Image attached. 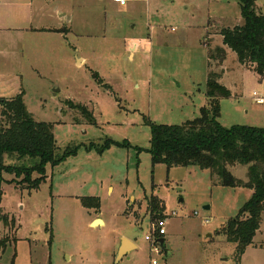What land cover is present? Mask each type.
<instances>
[{"label": "rangeland", "instance_id": "374dc122", "mask_svg": "<svg viewBox=\"0 0 264 264\" xmlns=\"http://www.w3.org/2000/svg\"><path fill=\"white\" fill-rule=\"evenodd\" d=\"M256 4L264 15V0ZM241 24L237 0H0V100L22 94L32 119L52 125L60 153L77 147L46 166L37 190L2 185L0 241L17 240L0 264H264V215L239 258L223 232L252 192L222 187L196 167L152 165L145 124L198 117L211 71L224 72L233 94L220 101L221 126L264 128V104L253 101V93L264 98V81L216 52L227 51L220 30ZM106 140L125 145L99 152ZM232 174L246 180L244 168ZM152 197L164 204L161 218L148 209ZM162 219L156 256L145 236ZM121 239L136 249L116 261Z\"/></svg>", "mask_w": 264, "mask_h": 264}, {"label": "trees", "instance_id": "16d2710c", "mask_svg": "<svg viewBox=\"0 0 264 264\" xmlns=\"http://www.w3.org/2000/svg\"><path fill=\"white\" fill-rule=\"evenodd\" d=\"M237 3L242 24L221 29L219 36L223 46L235 54L238 63L248 66L263 82L264 15L259 11L256 0H237ZM216 52L219 60L224 61V49L217 48ZM220 77L215 72H207L206 103L195 119L181 125L145 121L150 130L148 153L152 165L196 167L208 171L222 187L245 188L252 192L237 216L230 219L223 229L226 240L236 244V257L239 258L253 244L264 215V128L221 126L218 121L220 101L230 99L231 92L219 83ZM74 107L87 116L89 124L94 123L92 114L85 107ZM113 145L124 147L125 144L106 140L99 152ZM76 152L77 147L59 152L52 125L32 119L22 94L0 100V194L4 183L25 184L29 190H37L45 182L47 165L54 168ZM239 167L246 169L245 181L232 174V169ZM6 174L12 180L6 181ZM92 206L98 208L96 199H92ZM148 209L152 218L158 219L163 216L164 204L157 197H152ZM0 220L4 221L5 217L1 216ZM16 240L0 241V258L7 245H15ZM13 260L14 257L11 264Z\"/></svg>", "mask_w": 264, "mask_h": 264}, {"label": "built area", "instance_id": "2783aa9c", "mask_svg": "<svg viewBox=\"0 0 264 264\" xmlns=\"http://www.w3.org/2000/svg\"><path fill=\"white\" fill-rule=\"evenodd\" d=\"M114 3H118L119 5L123 6L125 4V0H113ZM135 47V45H134ZM253 101L257 105L264 104V98L257 96L256 93H253ZM149 234L145 236V241L150 246V253L158 256L162 255V250L160 247L159 241L164 239L166 232H165V219L151 221L150 224L147 226ZM149 264H157L155 259H150Z\"/></svg>", "mask_w": 264, "mask_h": 264}, {"label": "water", "instance_id": "95a60500", "mask_svg": "<svg viewBox=\"0 0 264 264\" xmlns=\"http://www.w3.org/2000/svg\"><path fill=\"white\" fill-rule=\"evenodd\" d=\"M204 209L207 210L208 208H204ZM101 224H102V221L100 219H96L91 225H101ZM159 243H160L161 250H163L164 239H161ZM135 249L136 247L130 241L126 239H121V246L117 252L116 261L121 260L124 256H126L127 254H129L131 251Z\"/></svg>", "mask_w": 264, "mask_h": 264}, {"label": "crops", "instance_id": "0c3cea01", "mask_svg": "<svg viewBox=\"0 0 264 264\" xmlns=\"http://www.w3.org/2000/svg\"><path fill=\"white\" fill-rule=\"evenodd\" d=\"M117 4H118V3H117ZM120 6H121V5H120ZM124 6H125V4H124ZM58 15H59V17L62 16L60 13H59ZM32 30H33V29H32ZM148 36H150V34H149ZM140 39H142V38H140ZM140 39H139V43H143V42H145V39H142V40H140ZM220 39H221V37H220ZM221 41H222V40H221ZM145 43H146V45H148V46L150 45L149 42H145ZM147 43H148V44H147ZM134 45H135V47H134ZM136 47H137V45L134 43V44H133V50L136 49ZM226 49H227V51L225 50L226 54H228L229 52L232 53L228 48H226ZM232 55L235 56L234 53H232ZM128 57H129L130 60H133V58H134V54H133L132 51L128 54ZM80 61L83 62L84 59L79 60V62H80ZM242 69H243V68H242ZM242 69L235 68V70H236L237 72H240V73H242V71H243ZM253 73H254V72H253ZM223 79H224V72L221 73V77H220V79H219V83H220V84H221V83L223 84V81H222ZM222 84H221V85H222ZM223 86L225 87V85H223ZM228 90H229V89H228ZM230 92H231V91H230ZM231 97H233V94H232V93H231ZM205 98H206V97H205ZM94 220H96V219H94ZM94 220H93V221H94ZM93 221H92V222H93ZM92 222H91V224H92ZM91 224H90V225H91ZM91 226H92V225H91Z\"/></svg>", "mask_w": 264, "mask_h": 264}]
</instances>
